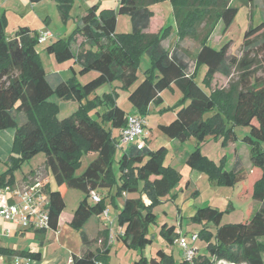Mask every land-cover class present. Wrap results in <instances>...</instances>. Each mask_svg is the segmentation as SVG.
Instances as JSON below:
<instances>
[{"label": "trees", "instance_id": "obj_1", "mask_svg": "<svg viewBox=\"0 0 264 264\" xmlns=\"http://www.w3.org/2000/svg\"><path fill=\"white\" fill-rule=\"evenodd\" d=\"M39 1L30 0L31 3ZM57 1L61 11L70 3V0ZM164 1L171 3L175 24L176 40L171 50L162 45L170 35L165 24L156 33L145 32L154 15L151 7ZM240 1L248 6L253 2ZM231 2L117 0L116 11H103L99 15L97 6H91L77 21L68 39L52 41L44 48L55 63L76 65L77 72L71 67L75 76L77 73L81 76L97 73L84 84H80L75 76L50 82L36 49L38 33L19 27L9 38L4 15L0 16V130H14L11 151L5 162L7 169L0 174V187L14 186L15 171L24 161L42 153L44 166L56 185L52 191L48 184H43L52 231L57 230L66 192L77 190L83 194L70 222L71 228L79 233L81 252L71 256L70 264H108L111 248L108 229L92 240L83 230L91 218L105 211L106 199L109 205H114L116 199H123L116 216L117 225L123 228L116 237L117 242L138 252L153 242L149 234L150 227L157 225L153 209L163 198L174 199L170 192L178 186L181 175L174 168L164 166L165 147L148 149V137L140 149L134 144L123 148L114 166L118 142L114 133L125 127L129 115L145 120L149 107H160L163 104L161 94L170 91L171 87L180 93V99L158 112L160 115L171 112L174 119L158 125L157 130L179 143L194 138L197 145L187 155L185 164L218 186L241 184L238 196L250 197L258 204L254 212L248 209L242 220L233 224L221 223L224 213L231 212L230 204L224 211L210 206L196 209L190 222L209 223L214 229L204 227L198 232V237L205 241L204 254L197 255L192 264H264V243L261 241L264 239V149L260 147L264 142V77H257L255 71L258 59L264 64V19L245 31L241 56L228 58L230 43L214 48L210 46L209 38L219 23L223 31L233 23L237 8L232 7ZM116 15L128 16L129 33L115 34ZM200 26L203 27L202 35H198ZM78 37L82 42L74 50ZM187 38L197 39L199 43L191 73L186 53L180 48V43ZM143 55L148 57L150 66L138 81L137 70ZM202 68L204 73L199 83L197 79ZM216 74L229 80L226 89H211ZM113 82H118L128 92L131 114L117 106L114 90L87 100L96 89ZM51 97L75 101L78 108L69 117L58 120L59 109L50 101ZM83 100H86L85 104ZM99 107L104 109L102 113L97 111ZM91 111L95 114L91 115ZM207 113L210 116L204 118ZM239 126L247 128L240 141L249 148L251 168L248 172L242 170L237 158L232 169L227 170L225 158L215 164L202 155L199 144L206 138L220 139L221 147L225 148L238 140L234 128ZM88 153H95L96 157L75 176L82 156ZM255 170H259V175ZM254 173L256 176L250 180ZM91 191L96 194L106 191V195L92 203L89 201ZM132 194L137 197L123 198V195ZM142 196L148 199L149 205L144 204ZM46 232L33 231L41 239L40 245L44 243ZM159 235L170 246L178 236L175 228L166 224L159 227ZM98 241L100 248H92ZM0 254L22 256L31 261L41 258L39 252L3 246H0ZM132 264H174V260L158 250L155 257L147 259L140 255Z\"/></svg>", "mask_w": 264, "mask_h": 264}, {"label": "rangeland", "instance_id": "obj_2", "mask_svg": "<svg viewBox=\"0 0 264 264\" xmlns=\"http://www.w3.org/2000/svg\"><path fill=\"white\" fill-rule=\"evenodd\" d=\"M232 7L237 8L236 16L233 20L231 26L223 31V26L219 23L214 31L212 32L209 38L210 46L214 48H219L224 43L229 42V48L227 51V57H237L239 58L242 53V40L245 31L249 27H255L259 25L264 19V0H253V2L248 5H243L240 0H230ZM117 0H70L69 5L64 11H61L59 8V3L57 0H41L36 3H31L30 0H0V16L4 15L6 21V35L9 38L14 36V32L19 27H26L30 29L33 33H38L40 31L50 32L51 38L48 39L45 43L37 44V52L43 65V68L48 75L49 81L53 83V73H59L62 79H68L71 76H75L70 68L74 66L75 71H78V67L72 62H66L63 64H57L54 62L52 55L47 54L44 51V48L50 44L52 41L56 40H66L72 34L77 26V21L87 12V10L96 5V13L99 15L103 11H116ZM154 15L151 18L150 26L146 33H156L163 24L170 31L169 39L164 42V47L168 50H171L174 45L175 36L171 40L170 38L175 35V24L172 14V6L168 1L156 4L151 7ZM130 31L129 18L126 15H116V27L115 34L122 35L127 34ZM203 34V27L198 28V35ZM80 39V40H79ZM79 41H82L80 37L77 38L76 43L73 45V49L76 50ZM181 51L186 53V62L189 66V70L194 68V56L199 49V43L197 39L187 38L180 43ZM150 61L146 55L141 56L139 61V66L137 70L138 81L143 78V72L149 68ZM255 71L257 77H264V64L262 60L258 59L257 64L255 65ZM204 69L199 73L198 82L203 77ZM97 75L95 72H89L83 76L76 74V80L80 84H84L90 79L94 78ZM236 77L233 76V79ZM228 79L216 75L211 83V89L215 88H224L228 87ZM112 86V88H111ZM114 87V88H113ZM117 95L116 103L119 108L124 110L127 113H132L130 103L127 100L128 92L121 88V85L118 82H113L112 84H105L96 89L87 100H92L95 96H101L106 93H110L111 90ZM209 92V89H206ZM179 96V94H177ZM163 104L154 108L152 106L148 109V114L145 117L147 126L151 128V131L147 130L149 136V148L150 150H156L159 147L166 148V155L164 158V166H169L176 168L180 175V188H183L189 180L195 184L194 189H188L186 195L181 196L179 194V203L178 208L181 209V226L182 231L186 233V238L189 239L191 234L198 233L200 228L199 225L193 224L190 222L189 217L195 212L196 209L201 207H213L218 210H224L228 203L231 204L234 211L230 213H224L222 217V224L234 223L240 220V218L246 215V211L252 206H255V202L249 197H239L238 193L241 189V184H236L233 187L218 186L214 182L208 181V179L197 172L191 170L186 164L185 159L189 153L193 151L197 142L194 138H189L183 143L171 141L167 137L163 136L156 128L158 124H168L171 121L173 113L167 112L163 115L159 114V110L172 106L179 99L178 96H174L169 90H165L162 93ZM180 97V96H179ZM50 101L55 103L58 106L57 119L62 120L69 117L73 114L77 108L78 103L75 101H62L56 97H51ZM86 100H83L82 103L85 104ZM100 113L104 111L103 108L99 107L97 109ZM91 115L95 113L91 111ZM210 116L205 114L204 118ZM235 133L239 138L242 134L247 131L246 127H236L234 128ZM9 133V134H8ZM9 135V136H6ZM116 135V134H115ZM14 138V130L6 129L0 130V158H6L5 160L0 159V174L5 172L7 169L6 160L10 154L12 143ZM181 145V146H179ZM202 155L207 158H211L219 164L221 159L225 158L226 160V169L230 170V165L233 161V158L239 157L241 166L243 170L248 172L251 168L247 169V162H249L248 157V146L242 144L239 140L236 143H233L231 146H226L225 148L221 147V140H214L212 137L206 138V140L199 144ZM260 147L264 149V142L260 143ZM185 154V155H184ZM92 153L84 154L81 158L80 166L75 170V176L81 174L89 162L93 159ZM120 156V150L117 151L114 157V166ZM185 156V157H184ZM43 154L38 153L34 155L30 160L24 161L20 168H18L14 176L16 180H21L23 175L26 174L30 168H37L42 164ZM259 175V170H255ZM251 175L250 180L253 179ZM204 177V180H199L200 177ZM49 188L56 189V185L52 175L49 173ZM249 181L245 183L248 185ZM179 185V184H178ZM178 187V186H177ZM175 188V192L178 190ZM51 190V189H50ZM178 192V191H177ZM196 192V193H194ZM98 196H105L106 191L97 192ZM82 194L77 190H69L65 195V206L67 207L66 211L73 210L79 200L81 199ZM177 199V197H175ZM166 199V200H164ZM161 204H158L154 209V213L157 215V223L161 217L160 211L165 210L168 217L166 218L169 223L174 221L176 216V206L175 201L171 200L169 197L163 198ZM166 204H165V203ZM165 205H164V204ZM109 205V201L106 199V208ZM242 217V218H243ZM240 222V221H239ZM212 229V228H211ZM60 231V241L54 243L55 246H50L46 240L40 245L41 239L37 237L33 232L27 231L23 236L12 234L8 238L0 239V246L8 247L13 250H31L32 252H39L41 258L39 260H32L31 264H59L56 262L58 255L61 253L66 257H69L71 253L77 254L76 246H78L79 233L67 225L65 229H58ZM178 231V229H177ZM150 236L153 237V242L148 245L145 250H143V255L149 259L151 255L155 257V254L158 250H165L166 254L172 253V258L174 264H183L182 258L179 251V247L175 244L169 245L165 240L159 235V227L157 225L151 226L149 229ZM51 236V233H48V237ZM196 242L197 255L204 253L205 241L198 238ZM77 241V242H76ZM264 243V239L261 240ZM112 246V264H132L133 261L137 258L136 251L128 250L123 247L121 244L118 245L116 242H113ZM50 246V247H49ZM57 246V247H56ZM59 248V249H56ZM70 248H75L73 251H70ZM56 249V250H55ZM56 251V252H55ZM71 252V253H70ZM264 255V254H263ZM264 257V256H263ZM61 264H68L67 260ZM217 264V263H216ZM219 264V263H218Z\"/></svg>", "mask_w": 264, "mask_h": 264}, {"label": "built area", "instance_id": "obj_3", "mask_svg": "<svg viewBox=\"0 0 264 264\" xmlns=\"http://www.w3.org/2000/svg\"><path fill=\"white\" fill-rule=\"evenodd\" d=\"M50 38L49 32H38L37 41L39 44L45 43ZM145 126L144 119L133 115L127 116L125 127L119 131L117 148L123 149L129 144H134L138 149L142 148L148 137ZM89 200L92 203H97L99 196L91 191ZM47 206L48 197L44 191L43 183L40 181L24 188L18 186L0 187V239L8 238L12 234L20 235L27 231H52L49 225ZM101 216L106 217V211ZM176 234L178 236L175 243L182 252L183 261L186 264H192L197 256L198 234H191L189 239L180 235L179 232ZM30 262V259L22 256L0 254V264H30Z\"/></svg>", "mask_w": 264, "mask_h": 264}, {"label": "crops", "instance_id": "obj_4", "mask_svg": "<svg viewBox=\"0 0 264 264\" xmlns=\"http://www.w3.org/2000/svg\"><path fill=\"white\" fill-rule=\"evenodd\" d=\"M154 14V13H153ZM16 31V30H15ZM50 33V32H49ZM51 34V33H50ZM175 35H173L170 39L172 40L173 39V37H174ZM176 38V37H175ZM169 39V38H168ZM167 39V40H168ZM80 40V39H79ZM81 40H82V38H81ZM176 40V39H175ZM82 41H79V44L81 43ZM165 42V41H164ZM164 42H162V45H163V47H164ZM175 42V41H174ZM165 49H167L166 47H164ZM168 50V49H167ZM71 67H73L74 68V66H70V68ZM190 71V73L193 71H191V70H189ZM217 75V74H216ZM215 75V76H216ZM52 77H53V82L55 83L57 80H59V79H61V80H65V79H62L61 77H60V74L59 73H53L52 74ZM67 80V79H66ZM111 88H112V86H111ZM114 88V87H113ZM113 90V89H112ZM111 90V91H112ZM170 92L174 95V96H178L177 94H179V96H180V93L175 89V88H173V87H171L170 88ZM177 97V98H179L180 99V97ZM161 97H162V99H163V96H162V94H161ZM178 99V100H179ZM117 104V103H116ZM129 114H131V113H129ZM174 119V114H173V116H172V118H171V121ZM170 121V122H171ZM145 122H146V120H145ZM158 125H163V124H158ZM157 125V126H158ZM146 126H147V123H146ZM157 126H156V128H157ZM147 128H148V130L149 131H151V128L150 127H148L147 126ZM247 133V131H245L242 135H244V134H246ZM9 134V133H8ZM116 134V135H115ZM6 136H9V135H6ZM114 136L115 137H117V139H118V136H119V132L118 133H114ZM236 136H237V134H236ZM237 138H238V140L240 141V138L237 136ZM171 141H174V140H171ZM150 141H149V136H148V139H147V147H148V149H150L149 148V143ZM175 142H177V141H175ZM241 142V141H240ZM233 143H236V141L235 142H233ZM233 143H229L228 144V146H231V145H233ZM242 143V142H241ZM242 144H244V143H242ZM179 146H181V145H179ZM247 146V145H246ZM249 149V148H248ZM120 150V153H121V151H122V149H120V148H117V151H119ZM117 151H116V153H117ZM92 154H94V155H92V157H93V159L96 157V154L95 153H92ZM248 154H249V152H248ZM185 155V154H184ZM185 157V156H184ZM206 157V156H205ZM248 157H249V155H248ZM207 158V157H206ZM0 159H2V160H5L6 158H0ZM92 159V160H93ZM210 161H212V162H214L215 164L217 163V162H215V160H212L211 158H208ZM237 159L238 160H240V158L239 157H237ZM91 160V161H92ZM186 160V159H185ZM90 161V162H91ZM234 161H235V157L233 158V161H232V163H231V165H230V170L232 169V167H233V164H234ZM89 162V163H90ZM240 162H241V160H240ZM247 163V169L250 167V162H248V161H246ZM172 168V167H171ZM241 168H242V170H243V166H241ZM177 172H179L176 168H174ZM227 170H229V169H227ZM243 171H245V169L243 170ZM196 172V171H195ZM49 171L45 168V166H44V158H43V161H42V164L40 165V166H38L37 168H30L29 169V171L26 173V174H24L23 175V178L19 181V180H16V178H15V185L14 186H18V187H20V188H24V187H26V186H29V185H31V184H33V183H35V182H37V181H40V182H42L43 184H48L49 185V180H48V175H49ZM198 173V172H197ZM198 174H200V173H198ZM203 175V174H202ZM205 176V175H204ZM15 177V176H14ZM206 177V176H205ZM200 181L201 180H204V177H200V179H199ZM194 187H195V184H193V182H191V180H189L188 182H187V184H185V186L183 187V188H180V183H179V185H178V187H177V191L175 192V189H173L171 192H170V196H173L174 197V199H173V201H175L174 203H175V206H176V216H175V220L174 221H171V223H169L168 222V220L166 219L167 217H168V215H167V212H165V210H162V211H160V214H161V217L159 218V220H158V223H157V226L158 227H160L161 225H163V224H166L167 226H173L174 228H175V233H177V232H179L180 233V235H182V236H184V237H186V233H184L183 231H182V226H181V221H182V217H181V209H179L178 207V203H179V194H181V196H183L184 194L186 195V191L188 190V189H194ZM50 189L52 190V191H54V189L53 188H51L50 187ZM69 191V190H68ZM67 191V192H68ZM66 192V193H67ZM81 193V192H80ZM112 193V192H111ZM194 193H196V192H194ZM82 194V193H81ZM66 195V194H65ZM127 197H131V198H136L137 197V195H135V194H132V195H123V198H127ZM175 197H177V199L175 198ZM83 198V194H82V196H81V199ZM81 199L79 200V202L81 201ZM164 200H166V199H164ZM90 201V200H89ZM142 201L144 202V204L145 205H149V201H148V199L145 197V196H142ZM66 202V200H65V198H64V203ZM79 202H78V204H79ZM165 203V202H164ZM163 203V204H164ZM78 204H77V206H78ZM122 204H123V199H116L115 201H114V205H108V207L105 209V211H106V213H107V216L106 217H104V216H98V217H94V218H91L87 223H86V225L84 226V232H85V234H86V236L88 237V239L89 240H92V239H94V238H96L97 237V235L102 231V230H104V229H108V231H109V243H110V246H111V248H110V252H109V262H108V264H112V246H113V242H116V244H118V245H120L121 243H119V242H117V240H116V237H117V235H119V234H121L122 232H123V228H121L120 226H118L117 225V223H116V216H117V213L119 212V210L122 208ZM166 204V203H165ZM164 204V205H165ZM228 204H230V203H228ZM227 204V205H228ZM227 205H226V207H227ZM231 205V204H230ZM77 206L73 209V210H71V211H66L67 210V207L65 206L64 207V210L62 211V213L60 214V216H59V218H58V225H57V230L56 231H47L44 235H43V242H44V240H46L47 242H49L48 244L52 247V246H55L54 245V243L56 242V241H60V231L58 230L59 228H61V229H65V227L68 225L70 228H71V226H70V222H71V219H72V216H73V212L75 211V209L77 208ZM258 208V204L257 203H255V206L253 207H251L250 209H251V211L252 212H254L256 209ZM226 209V208H225ZM224 209V210H225ZM224 210H221V211H224ZM154 211H155V209H153V213H154ZM231 211H234L233 210V207L231 206ZM195 213V212H194ZM193 213V214H194ZM155 215H156V213H154ZM192 214V215H193ZM191 217V216H190ZM189 217V218H190ZM242 217H243V215H242ZM242 217L240 218V220H238L237 222H234V223H238L239 221H241L242 220ZM222 223V222H221ZM226 224H233V223H226ZM206 228L207 230H213L214 229V227L211 225V224H209V223H207V224H203V225H199V228H200V230L202 229V228ZM212 228V229H211ZM177 229H178V231H177ZM71 230H72V228H71ZM199 230V231H200ZM48 233H51V236L50 237H48ZM198 234V233H197ZM199 238V237H198ZM78 240H79V243H78V246H76V250H78V252L77 251H75V253L77 252V254H74V253H71V255L69 256V257H65L62 253L60 254V255H58V257H57V259H56V262L57 263H59V264H61L63 261H64V259H66L67 260V263L68 264H70V259H71V256L72 255H79L80 254V252H81V240H80V237H78ZM198 241V240H197ZM77 242V241H76ZM176 245V243H175V240H174V243H173V245ZM122 245V244H121ZM49 246V247H50ZM100 246H101V243H100V241H98L92 248H96V249H99L100 248ZM123 246V245H122ZM177 246V245H176ZM57 247V246H56ZM124 247V246H123ZM178 247V246H177ZM204 248H205V246H204ZM56 249H59V248H56ZM55 249V250H56ZM73 249H75V248H73ZM73 249L72 248H70V251H73ZM127 249V248H126ZM145 250V249H144ZM73 251V252H74ZM164 253H165V250H162ZM179 251H180V253H181V250H180V248H179ZM204 251V250H203ZM56 252V251H55ZM166 254V253H165ZM204 253H202V255H203ZM41 255V254H40ZM140 255H143V251L142 252H138V251H136V256H137V258L135 259V260H137L138 258H139V256ZM166 255H168V256H170V257H172V253H169V254H166ZM181 255H182V253H181ZM200 255V254H199ZM144 256V255H143ZM264 256V255H263ZM150 258H153V255H151L150 257H149V259ZM181 258H182V263L184 264V261H183V257L181 256ZM148 259V258H147ZM173 259V258H172ZM65 260V261H66ZM134 260V261H135ZM263 260H264V257H263ZM32 263V261L30 262V264ZM119 264V263H118Z\"/></svg>", "mask_w": 264, "mask_h": 264}]
</instances>
